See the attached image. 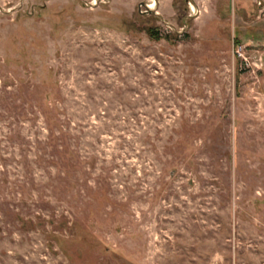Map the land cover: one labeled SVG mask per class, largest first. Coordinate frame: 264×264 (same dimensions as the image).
Wrapping results in <instances>:
<instances>
[{
    "label": "rangeland",
    "instance_id": "rangeland-1",
    "mask_svg": "<svg viewBox=\"0 0 264 264\" xmlns=\"http://www.w3.org/2000/svg\"><path fill=\"white\" fill-rule=\"evenodd\" d=\"M0 264H264V0H0Z\"/></svg>",
    "mask_w": 264,
    "mask_h": 264
},
{
    "label": "trees",
    "instance_id": "trees-1",
    "mask_svg": "<svg viewBox=\"0 0 264 264\" xmlns=\"http://www.w3.org/2000/svg\"><path fill=\"white\" fill-rule=\"evenodd\" d=\"M148 35L150 36L151 39H154V40L160 39L157 33H152L150 31H148Z\"/></svg>",
    "mask_w": 264,
    "mask_h": 264
},
{
    "label": "built area",
    "instance_id": "built-area-1",
    "mask_svg": "<svg viewBox=\"0 0 264 264\" xmlns=\"http://www.w3.org/2000/svg\"><path fill=\"white\" fill-rule=\"evenodd\" d=\"M237 54H239L240 57H244V56H242V54L240 53V50L238 51ZM243 59H245V58H243Z\"/></svg>",
    "mask_w": 264,
    "mask_h": 264
}]
</instances>
